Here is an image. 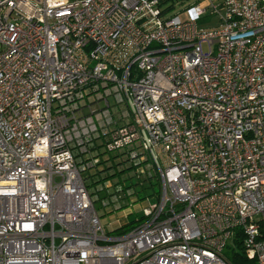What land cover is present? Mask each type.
Returning <instances> with one entry per match:
<instances>
[{
  "label": "built area",
  "instance_id": "obj_1",
  "mask_svg": "<svg viewBox=\"0 0 264 264\" xmlns=\"http://www.w3.org/2000/svg\"><path fill=\"white\" fill-rule=\"evenodd\" d=\"M102 153L159 181L116 236ZM236 231L264 264V0H0V264H231Z\"/></svg>",
  "mask_w": 264,
  "mask_h": 264
},
{
  "label": "rangeland",
  "instance_id": "obj_2",
  "mask_svg": "<svg viewBox=\"0 0 264 264\" xmlns=\"http://www.w3.org/2000/svg\"><path fill=\"white\" fill-rule=\"evenodd\" d=\"M185 4H187V1H184L182 3H176L175 7L176 9H178ZM102 151H104V148H101V152ZM107 156L109 155H106V153H102L101 155L102 158H105ZM124 157L125 156H122L121 158L120 156L118 159L123 160ZM125 165L127 164L125 163L124 165H119L116 169L117 172H114V168L113 170L109 169L104 171L102 175L98 177L97 182L95 180L93 182L89 178L86 179V182L91 192H93L96 188H99V186L105 183H109V188L106 187V189H101L100 193H93L94 206L100 216L102 228L106 232H109L110 230L122 225L125 222H131L139 219L140 215L142 214V208H144L149 203H155L158 199L156 196H149L145 197L142 200H137V197H139V195L137 196L132 194L135 188L132 190L130 184L134 183L135 179H138V181H141L142 179L143 184H147L149 182L148 179L150 181H153L155 179V170L153 168L151 169L148 161L144 159L142 160L140 166L135 165L133 168L121 170V168L126 167ZM114 184L120 185L122 187L129 185L127 189L129 190V193L130 191H132L130 193V197L132 199L131 202H133H129L127 205L123 204V206L115 207V204L117 203H114L110 200L113 197V193L111 190L113 189ZM154 189H156V187ZM103 195L105 196L103 197ZM138 222L136 221V223H134L137 224ZM109 233L112 236H116L117 234L116 232ZM232 249L237 250L233 241L229 239L225 248L223 249V252L230 253Z\"/></svg>",
  "mask_w": 264,
  "mask_h": 264
},
{
  "label": "trees",
  "instance_id": "obj_3",
  "mask_svg": "<svg viewBox=\"0 0 264 264\" xmlns=\"http://www.w3.org/2000/svg\"><path fill=\"white\" fill-rule=\"evenodd\" d=\"M162 2L167 1V0H161ZM121 156H125L123 160L118 159ZM126 167L125 168H121V170H125V169H130L134 167V164L132 163V161H128V157L126 155H124V153H119V154H110V156L107 157V159L102 160L98 166H96L94 169H90L84 172V177L87 179H91L93 182L94 180H98V177L100 175H102V173L106 170L112 169L114 168V172H117V167L119 165H124ZM142 163V161H141ZM120 171V169H119ZM113 172V171H112ZM139 174V173H138ZM156 174V172H155ZM148 183L147 184H143V181L141 179V181H138V179H135L134 183H131L130 186L133 190L132 194L134 195H139V197H137V200H142L145 197H149V196H156L158 198L159 196V181H158V177L157 174L155 175V179L153 181H150L148 179ZM97 182V181H96ZM140 182V183H138ZM119 186L121 188V190L123 191V193L126 191V189L129 187V185L122 187L120 185H116L114 184L113 189H115V187ZM156 187V189H154ZM158 188V190H157ZM99 188H96L93 193H100ZM121 191V192H122ZM105 195H103L104 197ZM123 206V205H122ZM123 208V207H122ZM142 219V216L140 215V218L131 222H125L122 225L115 227L114 229L110 230L109 232H116L117 234H121L124 233L128 230H130L136 223V221H140ZM135 222V223H134ZM108 232V233H109ZM233 243L235 244V247L237 248V250H231L230 253H225L223 252L224 257L226 258V260L228 262H230L231 264H255L253 259H249L245 256L244 251H243V246H242V239H241V235L239 234V231L235 232V236L233 238Z\"/></svg>",
  "mask_w": 264,
  "mask_h": 264
}]
</instances>
